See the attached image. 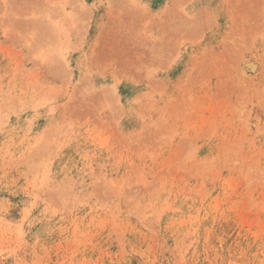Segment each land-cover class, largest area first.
Masks as SVG:
<instances>
[{"label":"rangeland","instance_id":"1","mask_svg":"<svg viewBox=\"0 0 264 264\" xmlns=\"http://www.w3.org/2000/svg\"><path fill=\"white\" fill-rule=\"evenodd\" d=\"M0 264H264V0H0Z\"/></svg>","mask_w":264,"mask_h":264}]
</instances>
